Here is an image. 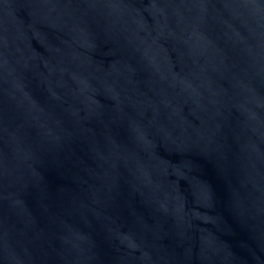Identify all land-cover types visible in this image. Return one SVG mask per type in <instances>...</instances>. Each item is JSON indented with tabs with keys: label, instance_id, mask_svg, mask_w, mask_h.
I'll list each match as a JSON object with an SVG mask.
<instances>
[{
	"label": "water",
	"instance_id": "water-1",
	"mask_svg": "<svg viewBox=\"0 0 264 264\" xmlns=\"http://www.w3.org/2000/svg\"><path fill=\"white\" fill-rule=\"evenodd\" d=\"M0 264H264V0H0Z\"/></svg>",
	"mask_w": 264,
	"mask_h": 264
}]
</instances>
